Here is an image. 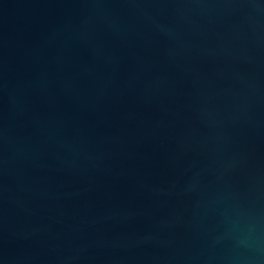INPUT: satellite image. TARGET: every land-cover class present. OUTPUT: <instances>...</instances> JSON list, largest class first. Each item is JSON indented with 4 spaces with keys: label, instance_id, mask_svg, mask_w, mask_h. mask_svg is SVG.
<instances>
[{
    "label": "water",
    "instance_id": "95a60500",
    "mask_svg": "<svg viewBox=\"0 0 264 264\" xmlns=\"http://www.w3.org/2000/svg\"><path fill=\"white\" fill-rule=\"evenodd\" d=\"M0 264H264V0H0Z\"/></svg>",
    "mask_w": 264,
    "mask_h": 264
}]
</instances>
